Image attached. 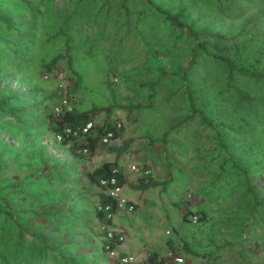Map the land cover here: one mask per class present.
I'll list each match as a JSON object with an SVG mask.
<instances>
[{"label": "rangeland", "instance_id": "1", "mask_svg": "<svg viewBox=\"0 0 264 264\" xmlns=\"http://www.w3.org/2000/svg\"><path fill=\"white\" fill-rule=\"evenodd\" d=\"M4 1L0 2V14L18 22L22 43L17 36H11L12 51L0 46V97L5 96L4 92L17 91L38 112H48L54 105L47 106L50 98L55 103L65 87L73 89L78 75L77 108L112 116L123 127L139 129L153 143L161 142L156 149L162 145L161 156H165L172 176V183L165 188H176L181 195L190 188L195 196L200 194L199 200L204 198L203 193L212 208L211 230L217 234L223 228L232 235L233 230L224 227L226 221L234 220L238 224L245 219L242 234L249 237L251 232L252 238L264 240V134L260 135L258 126L254 136L244 142L218 127L219 121L233 120L232 107L222 101H217L219 108L204 110L210 124L201 123L198 114L185 107V82L181 78L187 80L188 75L192 78L188 71L192 42L186 37L177 39L178 34L187 36L184 30L165 22L157 12L146 10L142 0H77L83 7L77 11V34L61 29L65 0ZM189 1L152 0V3L176 13ZM191 11L187 24L195 21L196 28H208L212 32L235 33L243 19L220 20ZM52 61L54 66L48 73L46 65ZM31 87L38 91L24 96ZM5 120L6 117H0V164L5 169L0 174V193L5 186L16 182L18 176L14 175L19 173L17 169L23 170L24 162L34 167L52 154L45 149L49 133L43 132L45 124L40 119V127L24 135L16 129L9 130L11 126L4 125ZM218 135L228 148L226 152L220 149ZM258 140L262 143L250 153L249 147L253 142L257 145ZM51 200L60 206L65 204L67 196L62 197L63 202H58L55 196ZM37 204L40 209V197ZM250 215L261 216L259 223L253 226L248 222L254 219ZM47 217L33 218L34 222H40ZM10 224L4 222L1 226L8 230ZM14 224H21V220ZM70 224L63 223L68 228L66 233L76 231ZM191 228L194 231L196 227ZM148 229L149 225L141 227L139 233L131 231V236L144 235ZM61 239L66 240L64 236ZM69 250L77 252V245L69 244Z\"/></svg>", "mask_w": 264, "mask_h": 264}, {"label": "trees", "instance_id": "2", "mask_svg": "<svg viewBox=\"0 0 264 264\" xmlns=\"http://www.w3.org/2000/svg\"><path fill=\"white\" fill-rule=\"evenodd\" d=\"M20 1L25 3V0ZM142 1L146 10L157 12L164 17L165 22H170L177 29L186 32L187 36L178 34L177 39L186 37L192 42L188 64V71L192 74V78L190 79V75H188L187 80L181 78L185 82V91L183 92L187 101L185 107H188L193 114L197 113L202 120L201 123L210 124L204 110L219 108L217 101H222L232 107V112H230L233 120L230 122L219 121L218 127L224 128L227 133L239 137L244 142L249 136H254L258 126L261 128L260 135H263L264 31L261 26L264 27V0H190L176 13L155 6L152 0ZM0 2L4 3L5 1L0 0ZM30 8L33 12V7L30 6ZM82 8L77 0H65L62 31L67 30L69 33L75 32L77 34V30L79 31L77 11L79 9L81 11ZM191 9L202 14V16H213L220 20L243 19L240 28L235 33L233 31L212 32L208 28H196L195 21L187 24V20L193 13ZM0 24L2 26H0V46L12 51L13 40L9 39L11 36H17V39L22 43V36L18 34L16 25L18 22L0 14ZM184 31L182 32L184 33ZM53 66L52 61L46 65V71L50 73ZM72 75L76 74L72 73ZM77 76L73 83V89L70 90L65 87L62 90L61 94L68 100L71 110L61 117L49 111L43 112L45 114L43 116L38 113L36 107L25 103L22 100V95L17 91L14 94L4 92L5 96L0 97V117H6L3 124L8 123L11 126L9 130L15 132L16 129L17 132L24 135L27 131L38 129L41 125L39 119L43 121L44 118L48 130L52 134V139L57 142L55 136L61 134L62 141L57 143L68 146L74 157L82 160L93 155L100 146L102 136L107 128H111L113 122L96 125L85 136L73 138L64 134L65 127L81 129L87 122L92 121L90 112H79L72 107V99L78 85ZM30 89L28 93L25 92L24 96H30L31 93L38 91L34 87ZM173 92L179 91L174 90ZM205 95H207L206 98ZM36 104L41 105L40 102H36ZM220 108L223 107L220 106ZM210 111L212 113V110ZM193 116L191 115V117ZM112 129L115 130L114 127ZM122 129L115 130L114 139ZM37 137L40 139L39 141H42L41 136ZM260 141L258 140L257 145L253 142L252 146L249 147L250 153L256 151V147L262 143ZM217 142L220 144V149H224L223 152L228 150L220 135L217 136ZM42 149L44 156L45 150ZM84 150H87V155L83 153ZM48 158L47 156L46 160H41L34 167H30V163L24 162L23 170L17 169L19 173L14 175L18 176L16 182L13 184V181L10 185L5 186L0 193V264H77L76 256L67 255L69 253L72 255L73 252V250H69V244L72 245V242L71 237L67 235L70 236L71 234L69 232L66 234L68 228L63 227V223H67L65 222L67 214L59 211V206L55 204V200H51L55 196L58 198V202H63L62 197L67 196L64 206L76 204L77 201L74 198H77L75 195L77 187L69 188L70 180L66 181L65 178H59L61 179L59 186L56 184L57 177H50V180H47L48 176H44V174L50 168L49 163H47ZM68 167V165H64V169ZM4 170L0 164V174ZM63 175L61 173L60 176ZM111 177L117 178L119 184L124 182L121 169L116 163H104L88 174L89 183L101 190L94 211L95 218L100 225L111 223L112 220L107 216L116 213L115 202L108 196L107 188L100 185L101 180ZM147 179L149 178H145V180ZM156 185H158L156 182L149 181L143 184L142 188L156 187ZM59 187L61 189L57 190ZM39 197L42 204L40 209L37 204ZM106 206H110V211H105ZM97 207H101L100 210ZM43 212L47 214H43ZM17 215L21 224H14L19 222L16 219ZM35 215L48 217L46 220L34 222L33 217ZM4 222H11V227H7L8 230L1 226V223ZM63 236L66 240L61 239ZM107 244L112 248L117 246L114 241L104 240L102 250L105 253V245ZM150 260L155 261V257L151 256ZM155 262L162 264L161 261Z\"/></svg>", "mask_w": 264, "mask_h": 264}, {"label": "crops", "instance_id": "3", "mask_svg": "<svg viewBox=\"0 0 264 264\" xmlns=\"http://www.w3.org/2000/svg\"><path fill=\"white\" fill-rule=\"evenodd\" d=\"M60 95L55 103L51 97V103L47 106L50 104H54L53 107L57 106L63 97ZM77 98L76 89L72 107L79 112H90L95 125L117 121H113L112 116L101 115L97 110H79ZM53 107L49 112H52ZM38 113L45 116L43 112ZM42 123L45 124L43 132L49 133L46 134L49 144L45 149L52 153L47 161L50 168L45 171L44 176H48L47 180H50V177H57L58 186L61 184L60 180L65 178L66 181L70 180L69 188L77 187L75 194L77 198H74L77 203L58 207L59 211L67 214L65 222L72 223L70 225L76 229L75 232H69L70 236L66 234L71 237L72 244L77 245V252L67 254L70 257L76 256L77 264H118L114 257L102 250L105 239L94 214L101 190L91 185L88 180V174L104 163H116L121 169L124 179L123 195L135 206L132 213L116 212L110 223L117 233L124 236V241L116 248L117 255L131 256L135 264H157L155 261H161L162 264H264V240L252 238L251 232H248L249 237L242 234L245 219L238 224L234 220L226 221L224 227L233 230L232 235L223 228L216 234L211 230L213 227L209 223L211 221L209 211L212 208L207 204L203 193L201 197L205 199L199 200L200 194L195 196L190 188L185 189L182 195L176 188L170 190L165 188L168 183H172V176L169 174L170 166L165 156H161L162 145L156 149L161 142L153 143L152 138L140 134L139 129L122 126V131L109 145L100 144L93 155L81 160L72 155L68 146L52 139L44 118ZM64 165L69 167L64 169ZM129 165L141 170L130 172L127 170ZM146 169L150 171L148 176L142 174V170ZM61 173L65 177H61ZM149 181L158 185L142 188V185ZM60 187L57 190H60ZM185 194H191L193 200L185 202ZM192 214H198L200 218L196 226L190 222ZM260 218L261 216H255L248 222H252L254 226L259 223ZM147 225L149 229L144 235L131 236V231L139 233L141 227ZM158 225L160 226L157 229ZM193 226L196 227L194 231L191 230ZM151 256L155 257V261L150 260ZM176 259L182 262L178 263Z\"/></svg>", "mask_w": 264, "mask_h": 264}, {"label": "built area", "instance_id": "4", "mask_svg": "<svg viewBox=\"0 0 264 264\" xmlns=\"http://www.w3.org/2000/svg\"><path fill=\"white\" fill-rule=\"evenodd\" d=\"M59 78H62V74L59 75ZM47 79V77H45ZM71 110V106L69 105L68 100L65 97L60 98V102L57 104V106L53 107L52 112L56 116H63L66 112H69ZM95 123L92 121L87 122L81 129H73L71 127H65L64 134L67 136H71L73 138L79 137V136H85L87 135L94 127ZM115 128V130H120L122 128V123L120 122H113L111 128H107V131L102 136L100 144L103 146L109 145L115 137V130L112 128ZM55 140L57 142L62 141V135L58 134L55 136ZM83 153L85 155L88 154L87 150H84ZM127 170L130 172H139L141 169H138L136 166H127ZM142 174L144 176H148L150 174V171L148 169L142 170ZM100 185L107 188L108 196L115 202V208L116 212L118 211H126L128 213H132L135 211L134 204L130 203L126 197L123 195V185L118 183L117 178L111 177L109 179L101 180ZM193 200V196L191 194H185L184 195V201L190 202ZM101 207H97V209L100 210ZM105 211H110V206H106ZM109 219H113L114 214H109L107 216ZM190 222L191 224L195 225L199 218L198 215L192 214L190 216ZM100 232L103 234L104 239L108 242L114 241L116 242L117 246H119L124 241V236L122 234L117 233L111 226L110 223L100 225L99 227ZM116 246V248H117ZM116 248H112L109 244L105 245L106 253L114 257L118 264H135L134 259L131 256L128 255H117ZM176 262L181 263L182 260L176 259Z\"/></svg>", "mask_w": 264, "mask_h": 264}]
</instances>
